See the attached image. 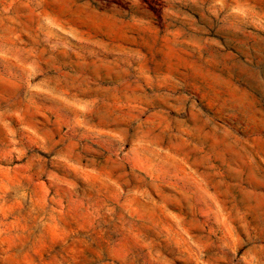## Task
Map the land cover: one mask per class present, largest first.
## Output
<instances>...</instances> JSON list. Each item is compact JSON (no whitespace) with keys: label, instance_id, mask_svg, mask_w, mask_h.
Segmentation results:
<instances>
[{"label":"rangeland","instance_id":"374dc122","mask_svg":"<svg viewBox=\"0 0 264 264\" xmlns=\"http://www.w3.org/2000/svg\"><path fill=\"white\" fill-rule=\"evenodd\" d=\"M0 264H264V0H0Z\"/></svg>","mask_w":264,"mask_h":264}]
</instances>
